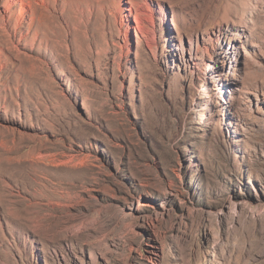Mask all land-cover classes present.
Segmentation results:
<instances>
[{
	"label": "rangeland",
	"instance_id": "rangeland-1",
	"mask_svg": "<svg viewBox=\"0 0 264 264\" xmlns=\"http://www.w3.org/2000/svg\"><path fill=\"white\" fill-rule=\"evenodd\" d=\"M0 264H264V0H0Z\"/></svg>",
	"mask_w": 264,
	"mask_h": 264
}]
</instances>
